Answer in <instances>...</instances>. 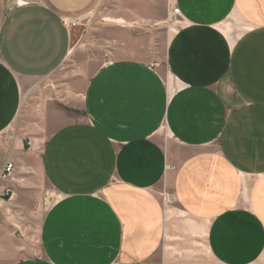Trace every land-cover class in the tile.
<instances>
[{"label":"crops","instance_id":"0c3cea01","mask_svg":"<svg viewBox=\"0 0 264 264\" xmlns=\"http://www.w3.org/2000/svg\"><path fill=\"white\" fill-rule=\"evenodd\" d=\"M100 1L34 0L16 4L4 17L0 172L7 161L15 171L22 160L25 137L16 120L33 90L28 86L71 53L73 29L63 20L88 15ZM209 1H223L258 20L231 40L224 58L216 54L213 69L205 54L196 56L188 39L180 38L171 41L166 70L118 57L94 71L82 99L69 109L46 105L45 117L54 127L42 145L41 172L57 200L45 227L51 225L60 247L62 241L89 240L97 232L93 225L100 224L101 239L112 246L78 251L69 244V262L61 259V248L48 250V257L45 250L42 256L24 254L5 213L2 192L9 180L0 178V264H145L164 237L165 217L176 213L160 198L165 192L178 212L208 219L206 244L219 264L259 259L264 184L253 180L264 179V20L253 12L254 0ZM177 7L195 21L206 11L205 3L190 0H178ZM83 213L98 222L90 219L78 228Z\"/></svg>","mask_w":264,"mask_h":264},{"label":"rangeland","instance_id":"374dc122","mask_svg":"<svg viewBox=\"0 0 264 264\" xmlns=\"http://www.w3.org/2000/svg\"><path fill=\"white\" fill-rule=\"evenodd\" d=\"M29 1L34 0H0V25L13 6ZM204 1L190 0L192 4L205 3L206 7L205 15L200 21H195L185 14H172L178 0H101L91 13L80 17L76 25L70 26L73 29L71 53L53 73L31 82L28 89L31 87L33 90H29V96L23 98V103L24 100L27 102L16 120L19 135L25 137L24 150L21 162L8 178L2 193L6 201L5 213L7 211L10 216L15 239H19L15 243H19L24 254L30 257L42 256L45 250L48 257V250L61 248V259L69 262V244L78 251H93L105 246L109 248L113 243L101 239L104 226L95 224L93 229L97 232L90 234L89 240L62 241L59 247L57 242L54 245L51 238V225L45 227L47 214L52 211L57 200V195L41 172L42 145L54 127L45 117L46 105L55 102L52 106L57 104L69 109L67 106L82 99L87 80L94 71L103 63L118 57L144 60L161 71L166 70L171 41L180 38L188 39L196 56L205 54L213 69L214 58L217 55L224 58L231 40L235 41L249 28V21L258 23V20L253 14L248 17L240 15L233 6L229 7L223 1ZM263 4L264 0L253 1V12L259 14L258 10L261 14L259 21L264 20ZM216 12L220 14L214 15ZM224 24L229 25L228 28ZM172 28L177 31L174 33ZM193 29L200 33L193 34ZM161 136L163 140L167 139L162 128ZM28 138L34 140L33 144L26 143ZM253 181L264 184L261 178ZM6 188L11 190L7 194L4 193ZM166 193L160 195V198L165 197L164 205L169 204L176 213L168 219L165 217L164 237L155 256L145 264H219L211 256L206 244L208 219L178 212L180 210L173 197ZM258 203L260 208L264 206V191ZM90 219L91 223L98 222L95 217L89 218V215L83 213L78 219V228L82 229L80 225ZM83 230L91 232V229ZM47 234H50L49 239L46 238ZM252 264H264V251Z\"/></svg>","mask_w":264,"mask_h":264},{"label":"built area","instance_id":"2783aa9c","mask_svg":"<svg viewBox=\"0 0 264 264\" xmlns=\"http://www.w3.org/2000/svg\"><path fill=\"white\" fill-rule=\"evenodd\" d=\"M172 14L180 15V10H179V8L173 6ZM78 19H79V18H71V19H68V20H63V22H64V24H66L67 26L70 27V26L76 25ZM27 144H28V145H31V140H30V139L27 140ZM14 169H15V164H14V162H13V161H10V160L7 161V162L4 164V166H3V168H2V170H1V172H0V178H2V179H7V178H9V177L11 176V174L13 173ZM10 191H11L10 188H6L5 191H4V193L7 194V193H9ZM171 197H172V196H171ZM168 199H169V198H168ZM168 199H167V201H169ZM163 201H165V197H163Z\"/></svg>","mask_w":264,"mask_h":264}]
</instances>
